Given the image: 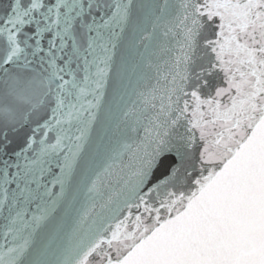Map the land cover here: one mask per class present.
Masks as SVG:
<instances>
[{
	"label": "snow or ice",
	"instance_id": "snow-or-ice-1",
	"mask_svg": "<svg viewBox=\"0 0 264 264\" xmlns=\"http://www.w3.org/2000/svg\"><path fill=\"white\" fill-rule=\"evenodd\" d=\"M0 264H264V0H0Z\"/></svg>",
	"mask_w": 264,
	"mask_h": 264
}]
</instances>
